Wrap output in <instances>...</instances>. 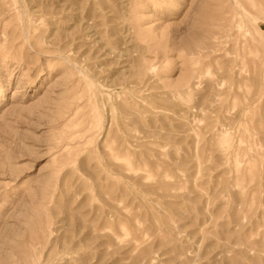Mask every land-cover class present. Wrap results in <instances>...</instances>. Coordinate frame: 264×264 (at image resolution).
I'll return each mask as SVG.
<instances>
[{
    "label": "rangeland",
    "instance_id": "obj_1",
    "mask_svg": "<svg viewBox=\"0 0 264 264\" xmlns=\"http://www.w3.org/2000/svg\"><path fill=\"white\" fill-rule=\"evenodd\" d=\"M0 264H264V0H0Z\"/></svg>",
    "mask_w": 264,
    "mask_h": 264
},
{
    "label": "bare ground",
    "instance_id": "obj_2",
    "mask_svg": "<svg viewBox=\"0 0 264 264\" xmlns=\"http://www.w3.org/2000/svg\"><path fill=\"white\" fill-rule=\"evenodd\" d=\"M23 10V9H22ZM25 14V12H23ZM26 17V16H25ZM27 31V30H26Z\"/></svg>",
    "mask_w": 264,
    "mask_h": 264
}]
</instances>
